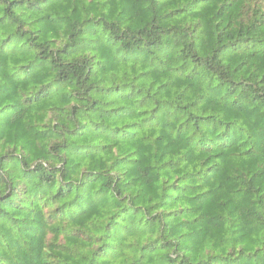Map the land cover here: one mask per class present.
I'll use <instances>...</instances> for the list:
<instances>
[{"label": "trees", "instance_id": "obj_1", "mask_svg": "<svg viewBox=\"0 0 264 264\" xmlns=\"http://www.w3.org/2000/svg\"><path fill=\"white\" fill-rule=\"evenodd\" d=\"M0 264H264V0H0Z\"/></svg>", "mask_w": 264, "mask_h": 264}]
</instances>
